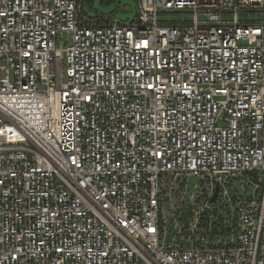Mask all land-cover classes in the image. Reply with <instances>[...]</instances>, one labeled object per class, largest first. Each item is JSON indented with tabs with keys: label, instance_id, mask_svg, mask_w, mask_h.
Wrapping results in <instances>:
<instances>
[{
	"label": "built area",
	"instance_id": "2783aa9c",
	"mask_svg": "<svg viewBox=\"0 0 264 264\" xmlns=\"http://www.w3.org/2000/svg\"><path fill=\"white\" fill-rule=\"evenodd\" d=\"M133 1L0 0V264H264V0Z\"/></svg>",
	"mask_w": 264,
	"mask_h": 264
},
{
	"label": "water",
	"instance_id": "95a60500",
	"mask_svg": "<svg viewBox=\"0 0 264 264\" xmlns=\"http://www.w3.org/2000/svg\"><path fill=\"white\" fill-rule=\"evenodd\" d=\"M103 0H94L93 3V10L97 12L99 15H105L109 16L113 14L117 19L120 21H132L135 17L136 14V6L135 2L133 0H114L113 3L108 5L107 7H101V3ZM125 6L129 9V12L123 13V12H118L117 7L118 6ZM194 181L191 180L188 184V192L189 194L192 193V189L194 186ZM217 191L215 192V195L213 196L211 202H214L216 199ZM190 204L188 205V209L184 215V227L186 228L188 225V214L190 212ZM174 234V229L171 228V233L168 236V241H170L172 235Z\"/></svg>",
	"mask_w": 264,
	"mask_h": 264
},
{
	"label": "rangeland",
	"instance_id": "374dc122",
	"mask_svg": "<svg viewBox=\"0 0 264 264\" xmlns=\"http://www.w3.org/2000/svg\"><path fill=\"white\" fill-rule=\"evenodd\" d=\"M127 7L125 6H118L117 7V10L118 12H127ZM83 10L84 12L87 14V15H93V14H96V12L91 9L90 7H88L86 4H84V7H83ZM161 20H164V21H170V22H175V21H190L191 20V17L190 16H174V15H170V16H165V17H162L160 18ZM177 186V185H175ZM176 190H177V187H175ZM177 198V195H174L173 196V199L176 200Z\"/></svg>",
	"mask_w": 264,
	"mask_h": 264
},
{
	"label": "flooded vegetation",
	"instance_id": "af4514ba",
	"mask_svg": "<svg viewBox=\"0 0 264 264\" xmlns=\"http://www.w3.org/2000/svg\"><path fill=\"white\" fill-rule=\"evenodd\" d=\"M113 2L114 1H112V0H103L101 3V7H107L108 5H110ZM93 3H94V0H84V4H86L91 9H93ZM96 14H98V13L96 12Z\"/></svg>",
	"mask_w": 264,
	"mask_h": 264
},
{
	"label": "crops",
	"instance_id": "0c3cea01",
	"mask_svg": "<svg viewBox=\"0 0 264 264\" xmlns=\"http://www.w3.org/2000/svg\"><path fill=\"white\" fill-rule=\"evenodd\" d=\"M127 12H128V9H127ZM127 12H123V13H127Z\"/></svg>",
	"mask_w": 264,
	"mask_h": 264
},
{
	"label": "trees",
	"instance_id": "16d2710c",
	"mask_svg": "<svg viewBox=\"0 0 264 264\" xmlns=\"http://www.w3.org/2000/svg\"><path fill=\"white\" fill-rule=\"evenodd\" d=\"M112 1H114V0H112Z\"/></svg>",
	"mask_w": 264,
	"mask_h": 264
}]
</instances>
